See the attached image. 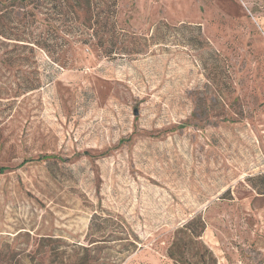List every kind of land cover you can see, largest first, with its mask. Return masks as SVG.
I'll use <instances>...</instances> for the list:
<instances>
[{"label":"rangeland","instance_id":"374dc122","mask_svg":"<svg viewBox=\"0 0 264 264\" xmlns=\"http://www.w3.org/2000/svg\"><path fill=\"white\" fill-rule=\"evenodd\" d=\"M0 28L45 45L0 37V264L96 211L138 236L121 264H173L199 213L218 264H264V0H0Z\"/></svg>","mask_w":264,"mask_h":264},{"label":"trees","instance_id":"16d2710c","mask_svg":"<svg viewBox=\"0 0 264 264\" xmlns=\"http://www.w3.org/2000/svg\"><path fill=\"white\" fill-rule=\"evenodd\" d=\"M28 11L32 20H36L35 10L30 8ZM71 12L74 15V11ZM25 24L31 25L28 22ZM17 25L19 26V22ZM161 25L168 27L167 24ZM0 37L8 40L9 44H14L12 49L6 51V54H10L7 59L10 64H28L30 67L33 63L31 57L12 54L18 49L34 52L35 47L45 48L41 41L27 34H15L12 29L0 28ZM196 39L199 40L198 37ZM5 40L0 42L8 45ZM40 82L34 68L23 76V82L19 86L24 92H29L38 89ZM206 228V220L199 213L175 229L167 249V255L173 264H218L213 250L203 240ZM139 243L138 236L124 221L111 213L96 211L91 216L85 242H66L61 237L44 235L40 237L39 246L28 253V257L31 264H43L42 258L45 256L48 264H121L139 249Z\"/></svg>","mask_w":264,"mask_h":264}]
</instances>
